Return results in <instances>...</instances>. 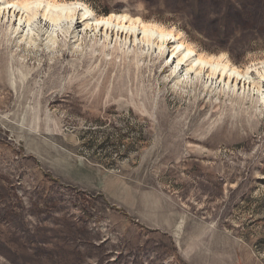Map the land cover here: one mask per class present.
Masks as SVG:
<instances>
[{"label":"rangeland","instance_id":"374dc122","mask_svg":"<svg viewBox=\"0 0 264 264\" xmlns=\"http://www.w3.org/2000/svg\"><path fill=\"white\" fill-rule=\"evenodd\" d=\"M59 1L164 26L254 78L264 62V0ZM39 39L0 25V264H264L257 95L176 86L167 53Z\"/></svg>","mask_w":264,"mask_h":264},{"label":"bare ground","instance_id":"6f19581e","mask_svg":"<svg viewBox=\"0 0 264 264\" xmlns=\"http://www.w3.org/2000/svg\"><path fill=\"white\" fill-rule=\"evenodd\" d=\"M4 24L11 27L19 42L27 45H33L41 36H45L47 44L55 45L56 36L62 33L74 43H82L89 36L100 38L105 44L124 43L147 56L155 54L161 58L167 53L171 61L166 71L176 86L192 88L199 84L206 92L218 90V96L225 92L235 95L238 91L255 94L264 106V62L254 68V78L251 67L241 68L225 54L195 51L179 33L139 17L125 13L98 15L78 1L0 0V25Z\"/></svg>","mask_w":264,"mask_h":264},{"label":"trees","instance_id":"16d2710c","mask_svg":"<svg viewBox=\"0 0 264 264\" xmlns=\"http://www.w3.org/2000/svg\"><path fill=\"white\" fill-rule=\"evenodd\" d=\"M102 13H103V14H109V13H108V12H106V11H103Z\"/></svg>","mask_w":264,"mask_h":264},{"label":"snow or ice","instance_id":"6c2138e0","mask_svg":"<svg viewBox=\"0 0 264 264\" xmlns=\"http://www.w3.org/2000/svg\"><path fill=\"white\" fill-rule=\"evenodd\" d=\"M37 2H38V0H37Z\"/></svg>","mask_w":264,"mask_h":264}]
</instances>
